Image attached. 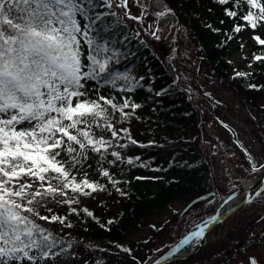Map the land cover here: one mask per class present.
Here are the masks:
<instances>
[{"label":"trees","instance_id":"trees-1","mask_svg":"<svg viewBox=\"0 0 264 264\" xmlns=\"http://www.w3.org/2000/svg\"><path fill=\"white\" fill-rule=\"evenodd\" d=\"M149 3L156 12L168 8L176 11V19L182 22L180 31L186 29L191 39L197 42L198 56L195 54L191 58L180 52L166 60L155 51L151 40L133 30L128 19L114 7L111 11L116 13L115 16H107L103 25L98 22L102 37L98 42L106 41L116 53L110 62L114 73L133 79L125 82L118 78L115 84L90 81L87 85L90 96L95 98L93 89L98 86L101 95L118 105L128 98L140 105L135 110L125 109L131 113L127 120L121 118L120 112H111L109 106L112 126L117 130L127 128L131 138L139 144L121 148V143L128 144V138L122 132L119 139H113L103 119L99 121L100 127L93 124L94 136L112 140L108 151L120 152L121 158L117 160L109 154L97 164L99 154L89 153L84 167L90 163L97 169L96 175H87L89 182L97 184V190L84 189L88 193L84 195L83 192L73 194L69 189V196H76L78 203L68 205L50 201L39 209L41 215L55 214L65 218L63 225L39 223L63 239L64 254L79 253L87 264H144L162 246L157 247L155 239L164 233L169 223L175 222L181 229H189L202 221L206 214L187 224L192 214L187 216L188 211L204 201L210 206L212 199L218 201V192L228 194L234 189L229 184L230 167L225 152L222 149L216 151L214 147L215 143L222 144V140L210 120L200 124L207 117L209 100L196 84L202 65L199 58L215 78L232 83L264 116V60L254 62L249 77H231L230 74L231 54L244 47L242 29L250 24L242 17L249 12L258 15L257 9L247 4V0H242L239 6L237 0H229L226 5H220L216 0H150ZM226 9L236 11L237 16L228 17ZM256 23L264 32V24L259 20ZM237 25L241 27L239 33L234 32ZM252 51L256 57H264V47L256 44ZM140 77L144 79L140 80ZM126 83L128 87L137 83L138 86L128 92ZM157 92L161 94L156 95ZM137 123L146 126L147 129H142L144 134L133 131ZM192 130L195 134H191ZM103 171H108L111 179L104 177ZM76 177L77 182L82 179L81 175L76 174ZM101 187L104 190H100ZM209 191L214 193L192 203L194 198ZM263 200L264 196L256 197L237 212L256 208ZM48 208L52 211L48 212ZM70 208H75L76 213ZM85 208L92 213L91 216L83 212ZM230 218L213 226L207 240L212 243L217 238L216 231ZM256 242L257 239L249 240L233 246L228 253L208 264H224L245 250L247 245ZM207 244L203 243L198 252ZM53 251L59 252L60 247ZM172 261L165 264L175 263Z\"/></svg>","mask_w":264,"mask_h":264},{"label":"snow or ice","instance_id":"snow-or-ice-1","mask_svg":"<svg viewBox=\"0 0 264 264\" xmlns=\"http://www.w3.org/2000/svg\"><path fill=\"white\" fill-rule=\"evenodd\" d=\"M216 2L226 5L229 0ZM241 2L237 0L238 6ZM247 4L257 9L258 15L249 12L242 19L256 29L257 20L264 24V4L260 0H247ZM118 6L127 8V0H120ZM113 7V0H0V264H53V259L65 252L63 239L39 223L63 225L65 218L41 215L39 209L50 201L78 203L76 196H69V189L84 195H88L84 189L97 190L84 168L89 153L99 154L97 164L109 154L121 158L118 151L109 153L112 140L94 136L93 124L100 127L103 119L113 139H119L122 132L128 144L121 143V148L139 144L127 128L112 126L109 106L111 112L118 111L127 120L131 113L125 109L135 110L140 105L130 98L118 105L101 95L98 86L93 89V99L87 87L90 81L115 84L118 78L125 82L133 79L114 73L110 62L116 53L106 41L98 42L102 39L99 25L107 16L116 15ZM101 8L108 11H99ZM225 14L237 16L236 11L227 9ZM234 32H241V27L235 26ZM254 39L264 45L260 36ZM136 86L138 83L132 87L126 83L125 89L131 92ZM261 169L264 165L252 164L254 172ZM76 174L82 177L78 182ZM102 175L109 177V172ZM253 195L264 196V190H254ZM83 212L92 215L87 208ZM202 231L193 235L200 236ZM57 247L60 251H53ZM248 264L258 261L251 256Z\"/></svg>","mask_w":264,"mask_h":264},{"label":"rangeland","instance_id":"rangeland-1","mask_svg":"<svg viewBox=\"0 0 264 264\" xmlns=\"http://www.w3.org/2000/svg\"><path fill=\"white\" fill-rule=\"evenodd\" d=\"M149 2L150 0H127L128 6L123 8L118 6L120 0H113L114 8L128 19L131 28L147 36L151 40L155 51L166 60L180 54V52L191 58L195 54L198 56L197 42L191 39L186 29L180 31L182 22L180 19H176V11L168 8L156 12L151 9ZM260 3L264 4V0H260ZM160 12H164L165 15H158ZM125 13L128 15H125ZM129 17H140V19ZM255 36L264 39V32L260 27L257 26L256 29H252L249 24L242 29V38L245 45L231 54V77L246 78L250 76L256 61L252 48L256 44L264 47L254 39ZM181 43H183L182 46ZM199 63L202 65L197 74L196 84L201 92L208 96L209 100L207 117L200 124L210 120L209 122L213 125L219 140H222V144L215 143L214 147L216 151L222 149L225 152V158H227V164L230 167L229 184L232 188H235L240 186L245 179L253 178L264 172V169L256 172L252 170L253 163L257 167L264 165V116L258 112L250 99L236 89L237 87L235 88L232 83L215 78L200 58ZM237 72L245 75L237 76ZM143 128H146L143 123H137L133 127V131L135 134H140V132L143 133ZM191 134H195V131L192 130ZM84 168L88 175L97 174V169L91 166L90 163ZM219 196L218 193L216 195L218 201H214V199L210 201L212 202L210 206H208V201H204V203L193 207L194 210L188 211L187 216L191 212L192 214L190 219H187V224L193 223L202 214L212 215L221 205ZM258 204L256 208H249L247 211L235 212L234 215L232 214L233 216H228L226 220L232 217L216 231L215 237L217 238L212 243L205 237L204 243H208L205 249L190 257L173 259L172 262L175 263L171 264H208L228 253L231 247L255 239H257V242L254 245H247L244 248L245 250L225 261L224 264H248V258L251 256L257 259L258 264H264V200L258 202ZM197 225L194 224V226ZM184 232L185 230L181 229L180 225L175 222L169 223L164 233L158 235V239H155L157 247L162 245L157 249L155 255L175 242ZM198 241L199 239L192 244ZM184 259L187 260L181 261ZM53 264L87 263L86 259L79 253H62L58 259H53Z\"/></svg>","mask_w":264,"mask_h":264},{"label":"water","instance_id":"water-1","mask_svg":"<svg viewBox=\"0 0 264 264\" xmlns=\"http://www.w3.org/2000/svg\"><path fill=\"white\" fill-rule=\"evenodd\" d=\"M263 186H264V173H262L258 178L255 179L253 186H251L250 188H248L246 190V193L241 200H239L238 202L229 206L228 208H226L222 212H217L213 216L207 218L206 220L201 222L198 226L189 229L187 232L182 234L181 237L179 238V240H177L174 244H172L170 247H168L166 250H164L160 254L155 255L152 258H150L145 264H156L157 261H159V264H163V263L173 259L176 252H178L183 246L189 244L192 240L199 237V236L193 235L194 233H198V232H201V230H203L202 235H200V236L205 237L208 234V232L210 231L212 226H214L215 224H217L219 222H222L228 216H230L235 211H237L239 208H241L242 206H244L248 202H250L255 197L253 195V191L254 190H260ZM240 190H241V187L239 186L235 190H233L231 193H229L228 195H226V196L221 195L220 196L221 204L228 203L229 201H232L233 199H235ZM209 195H210V193L203 194L202 196L198 197L196 200L202 199V198L207 197ZM185 240H187L188 243H182V241H185ZM203 241H204V238L198 243L195 250L191 254H193L194 252H196L199 249V247L202 245ZM169 253H171V255H169Z\"/></svg>","mask_w":264,"mask_h":264},{"label":"bare ground","instance_id":"bare-ground-1","mask_svg":"<svg viewBox=\"0 0 264 264\" xmlns=\"http://www.w3.org/2000/svg\"><path fill=\"white\" fill-rule=\"evenodd\" d=\"M255 178H247L245 179L241 184V190L239 191L238 195L236 196L235 199H233L232 201H229L228 203H223L220 205V207L214 211L213 214H216L217 212H222L223 210H225L226 208H228L229 206L233 205L234 203L238 202L239 200H241L243 198V196L246 193V190L248 188H250L251 186H253L254 180ZM255 186V185H254ZM212 214V215H213ZM210 215V216H212ZM209 218V217H208ZM196 248V243L194 245H185L183 246L178 252H176L174 258H178V257H185L187 255H189L194 249Z\"/></svg>","mask_w":264,"mask_h":264}]
</instances>
